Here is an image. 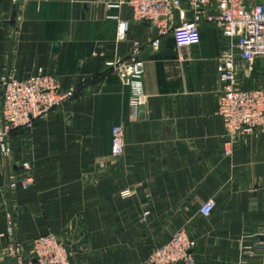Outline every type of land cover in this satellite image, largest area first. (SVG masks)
Returning a JSON list of instances; mask_svg holds the SVG:
<instances>
[{
    "label": "crops",
    "instance_id": "0c3cea01",
    "mask_svg": "<svg viewBox=\"0 0 264 264\" xmlns=\"http://www.w3.org/2000/svg\"><path fill=\"white\" fill-rule=\"evenodd\" d=\"M120 21L129 23L123 38ZM156 36L120 0H0V76L42 70L76 91L32 127L14 130L9 156L0 152V256L18 246L29 257L33 240L54 232L72 264H149L154 249L184 229L196 240V264H263L264 133L234 135L226 154L216 107L227 45L210 24L185 48L167 33L154 50ZM136 45L144 72L133 83L110 64L129 61ZM239 77L245 88L264 86V58ZM2 99L0 89V112ZM114 126L123 129L119 158ZM210 199L216 207L203 216Z\"/></svg>",
    "mask_w": 264,
    "mask_h": 264
},
{
    "label": "built area",
    "instance_id": "2783aa9c",
    "mask_svg": "<svg viewBox=\"0 0 264 264\" xmlns=\"http://www.w3.org/2000/svg\"><path fill=\"white\" fill-rule=\"evenodd\" d=\"M123 3L131 8L135 19L148 21L156 29L157 36L150 43L154 50L160 49L161 37L167 33L173 34L178 48L197 45L202 25L215 26L227 45L218 69L221 89L216 107L229 137L226 154L231 151L230 140L234 135L264 133V86L245 88L239 77L241 68L249 67L257 58H264V0H120V4ZM184 4L191 12L190 18L186 17ZM176 13H179L177 22ZM128 25V21H120L119 37H125ZM139 55L136 45L129 61L114 62L110 66L121 80L134 83L144 72V61ZM0 89L3 97L0 152L4 156L11 153L10 138L14 130L32 127L38 119L73 99L76 93L74 89L62 88L54 77L42 70L25 79L4 72L0 76ZM143 99L144 96H140L136 100V108ZM111 146L114 158L123 155L125 143L121 126L113 127ZM23 167L28 168L29 164L26 162ZM23 182L26 187L30 179L25 178ZM17 184L13 181L10 187L15 188ZM125 195L130 196L131 192ZM215 207L216 201L210 199L201 206L200 214L209 216ZM14 233V225L9 220L8 236L13 237ZM195 248L196 240L187 231L178 230L157 247L149 264H196ZM0 264L72 262L65 241L57 233L49 232L33 240L29 257H25L18 246H12L9 255L0 256Z\"/></svg>",
    "mask_w": 264,
    "mask_h": 264
},
{
    "label": "rangeland",
    "instance_id": "374dc122",
    "mask_svg": "<svg viewBox=\"0 0 264 264\" xmlns=\"http://www.w3.org/2000/svg\"><path fill=\"white\" fill-rule=\"evenodd\" d=\"M257 61H258V58L255 59V60H253L252 63H253V64H256ZM252 63H251V64H252ZM259 66H262V65H259ZM22 186H23L24 189H26V188H28L29 185H27L26 187H24V183H23ZM16 187H17V186H16ZM127 191H130V190H126V191H124V192L122 193V197H124V198H128V197H129V196H126V195H125V193H126ZM130 192H131V191H130ZM10 216H11V215H10ZM147 216H148V215L143 216V219L146 220ZM7 220H8V221L11 220L12 223H13V225H15V222L13 221V217H12V216H11L10 218H8ZM181 230H184V229H181ZM185 231H186V230H185ZM172 235H173V234H172ZM172 235H171V236H172ZM156 249H157V248L154 249V251H153V253L151 254L150 257L153 256V254H154V252H155ZM150 257H149V259H150Z\"/></svg>",
    "mask_w": 264,
    "mask_h": 264
},
{
    "label": "water",
    "instance_id": "95a60500",
    "mask_svg": "<svg viewBox=\"0 0 264 264\" xmlns=\"http://www.w3.org/2000/svg\"><path fill=\"white\" fill-rule=\"evenodd\" d=\"M15 17L16 15L14 14L13 15V19H12V24H15ZM56 48H58V45H55ZM141 117L144 116V106H141V114H140ZM259 239H260V242H261V248L264 246V235H260L259 236Z\"/></svg>",
    "mask_w": 264,
    "mask_h": 264
}]
</instances>
